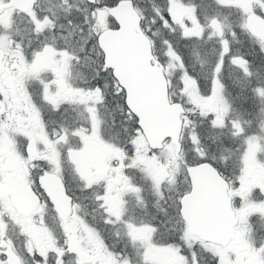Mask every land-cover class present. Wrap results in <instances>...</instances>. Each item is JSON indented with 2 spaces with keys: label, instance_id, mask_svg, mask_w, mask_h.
<instances>
[{
  "label": "snow or ice",
  "instance_id": "snow-or-ice-1",
  "mask_svg": "<svg viewBox=\"0 0 264 264\" xmlns=\"http://www.w3.org/2000/svg\"><path fill=\"white\" fill-rule=\"evenodd\" d=\"M0 264H264V0H0Z\"/></svg>",
  "mask_w": 264,
  "mask_h": 264
}]
</instances>
